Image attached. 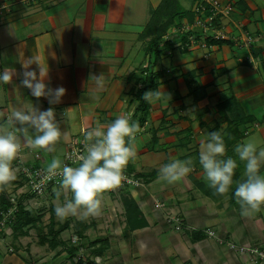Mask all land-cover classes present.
<instances>
[{
	"label": "crops",
	"instance_id": "1",
	"mask_svg": "<svg viewBox=\"0 0 264 264\" xmlns=\"http://www.w3.org/2000/svg\"><path fill=\"white\" fill-rule=\"evenodd\" d=\"M161 1L0 0V73L6 67L16 71L11 84L0 82V112L4 113L0 117V127H8V116L13 109L37 107L46 110L52 107L62 132L67 133V139L62 138L57 143L54 153L33 151L24 147L21 141L26 165L47 168L53 157L62 160L76 139H83L86 131L97 121L107 125L122 115L123 107L133 97L129 91L136 81L134 73H140V67L149 60L146 42L139 39L141 29L138 25L144 24L147 18L149 20L151 11ZM223 1L233 2L236 6L235 17L228 28L238 27L236 33L240 31V39L252 36V44L245 46L234 35L222 34L221 38H230L233 46L189 39L184 47L186 50L182 52L180 46H175L177 40L173 37L177 29L173 28L172 35L167 36L173 38V49H164L154 68L162 72V77L161 83L152 91L163 90L165 95L150 103L146 121L136 135V158L127 165L133 167L131 173L142 185H130L126 189L136 200L148 225L134 230L127 228L123 204L116 194L121 205L120 230L113 233L114 222L107 224L109 229L104 228L106 221L102 215L105 209L99 217H89L87 223L92 226L82 235L88 256L84 257L82 264H165V259L170 257H166L165 250H160L159 237L164 239L166 230L172 225L167 212L155 207L156 199L164 200L170 212L183 220V228L179 232L173 229L171 242L180 254L183 249H187L188 253L173 255L174 264H264V259L256 255V261L240 258L228 246L231 242L237 247H256L264 251V206L259 212L242 216L241 211L229 203V194L217 201L204 194L190 179L194 176L207 182L199 163L200 144L202 140L207 141L213 121L221 116L217 103L232 95L243 109V116L239 118L242 122L233 123L241 133L234 145L250 141L258 149L264 148V0ZM179 2L184 8L192 10L197 0H193L189 7L185 2L190 0ZM187 20L182 18L181 27ZM256 48L259 52L254 55L253 49ZM136 49L144 50L141 63ZM30 57H39L41 64L48 68L44 81L46 85L53 89L60 86L66 89L59 103L50 105L47 98L37 99L22 86L24 69L21 62ZM30 67L39 75L35 63ZM191 70L197 71L196 80L207 87V97L197 105L188 95L182 76ZM100 74L105 80L103 89H98L92 78ZM204 107L208 108V112L200 119L199 109ZM135 108L136 105H132L131 110ZM131 110L129 113L132 116L134 111ZM228 126V121H224L220 130L225 132ZM153 136L158 139L154 148ZM160 146L164 148L160 149ZM228 157L237 161V168L245 176V163L236 154ZM154 158L159 159L157 163L160 166L172 159L191 158L193 170L186 178L173 184L160 181L159 173L154 178L146 177L148 179L138 175L153 165L149 160ZM16 161H13L14 167ZM259 174L264 176V166ZM26 192L25 178L17 173L16 180L0 191V196L5 194L9 198L11 194H17L19 201L30 200L25 198ZM64 196H60V204ZM45 198L47 203L52 202L56 206L54 191L51 195L46 193ZM24 209L32 211L34 217L44 211L26 209L25 206ZM73 219L80 220L77 217ZM43 225L37 221L35 225L25 226L24 234H15L12 222H9L4 232L0 233V264H71L72 259L64 247L52 250L39 242L37 229L43 230ZM71 229L68 227L60 234V238L67 243L69 240L65 235ZM101 229L106 232H100ZM91 230L95 234L93 239L88 236ZM209 231H213L214 235H209ZM195 232H202L204 238L194 240L192 235ZM98 239L107 240V248L101 253L91 254V248L94 250L101 244L92 245Z\"/></svg>",
	"mask_w": 264,
	"mask_h": 264
},
{
	"label": "clouds",
	"instance_id": "2",
	"mask_svg": "<svg viewBox=\"0 0 264 264\" xmlns=\"http://www.w3.org/2000/svg\"><path fill=\"white\" fill-rule=\"evenodd\" d=\"M34 63L38 66L39 75L36 70H31L30 66ZM21 65L24 69L21 84L31 91L32 96L37 99L45 97L50 105L61 101L66 89L62 86L53 89L46 85L44 81L48 76V68L41 64L39 57H30L22 61ZM15 75L14 69L6 67L0 73V82L11 84ZM92 78L98 89L104 88L103 74ZM164 95L163 90H149L143 94V99L154 103ZM3 116L4 113L0 112V117ZM140 131L139 123L132 120L131 114L118 115L107 125L97 121L85 133V153L77 157L78 166H69L58 157H53L45 174L38 183L33 184V190L43 195L44 185L60 176L59 188H55L54 192L57 200L63 192L65 201L55 206L57 218L63 220L74 216L87 220L89 217H99L102 214L104 193L121 187L124 182L132 183L124 173L129 162L136 158L135 141ZM62 138L67 139V133L62 132L54 108L13 109L8 116V127H0V191L17 178L19 168L13 166V161L21 152V141L24 147L33 151L54 153ZM234 151L239 160L245 163L246 177L243 182H237L235 198L240 205L241 215L249 216L264 206V176L259 174L264 166V148L258 149L255 143L246 141L237 144ZM225 154L226 145L220 131L209 132L207 141H201L199 163L209 187L221 196L229 192L238 166L231 157L223 159ZM192 164L191 158L172 159L160 167L158 179L168 184L179 182L192 172ZM69 192L72 193V199L67 198Z\"/></svg>",
	"mask_w": 264,
	"mask_h": 264
},
{
	"label": "trees",
	"instance_id": "3",
	"mask_svg": "<svg viewBox=\"0 0 264 264\" xmlns=\"http://www.w3.org/2000/svg\"><path fill=\"white\" fill-rule=\"evenodd\" d=\"M182 18H187L189 22H193L194 13L192 10L184 8L179 0H162L160 4L151 11L150 18L143 30V32L140 33L139 38L140 39H146L148 38L147 46H146V52L149 54V60L148 63L141 67L140 69V75L137 76V79L135 81L138 88L135 90V98L137 101V106L134 110V113L132 114V120L137 121L140 125V127L143 125V123L146 121L147 114L150 110V103L144 101L143 94L146 91L154 90L156 89L157 85L161 83L160 79L162 77V72L155 71L154 68L156 66V63L158 59L160 58L162 51L164 49H173V38H166L163 40V37L167 35V32L169 29L176 27V29L181 28V20ZM175 36L177 39L180 40V42L185 43L184 45H179L182 48V52L186 50V42L189 40V35L192 34L191 31L188 32H175ZM208 44H214V45H230L233 46V41L227 38H214L211 36L206 37ZM184 48V49H183ZM254 55H257L259 50L258 48L253 49ZM248 63V62H245ZM264 67V65H263ZM134 77L136 78V75L134 73ZM184 81L186 83V86L188 88V95L192 97L193 104L197 105V103L205 99L207 97V87L205 85L200 84L197 80V71L191 70L184 74H182ZM134 84V85H135ZM133 88H131L130 92L133 93ZM217 110L221 113V116L218 119H215L213 121L214 126L211 128L212 131H220L224 137L225 145H226V152L229 151V149H232L234 144L240 139L241 133L234 128L233 123L239 124V118L242 117L243 109L240 104V102L237 100L235 96H230L227 99H224L217 103L216 105ZM197 109V106H196ZM208 112V108H200L198 117H201ZM242 115V116H240ZM224 121H228L229 126L226 127V130L224 132L220 130V124ZM239 121V122H238ZM163 122V121H162ZM202 124H205L204 122H201ZM152 144L153 148L155 145L158 144V139L156 136H153L152 138ZM164 147L160 146V149H163ZM226 156V155H225ZM227 159V156L225 157ZM168 163V161L165 162V164ZM133 167H129L126 169L127 173L133 172ZM159 173V169H153L150 172H146L143 174L145 178L150 177L154 178ZM144 178V179H145ZM149 178V179H150ZM148 179V178H146ZM145 179V180H146ZM190 179L193 181V183L202 190L204 194L207 196L212 197L215 200H221L223 197L229 194V203L234 206L237 210L241 211L240 205L236 202L235 198V189L237 187V182H243L246 177L241 174L238 168L235 169L234 177H233V184L229 190L228 193L225 195H217L215 194L214 189L209 187L208 182H205L203 180H198L194 178V176H190ZM126 190V191H125ZM121 190L120 193V199L123 204L124 208V216H125V222L126 227L130 230H134L137 228H141L148 225V222L144 218L136 200L133 198V196L130 194V192L125 189ZM64 194L61 192V197H63ZM0 210H7L8 207L11 205L8 198L5 197V194H1L0 196ZM15 215L11 218L9 222H12L14 233L15 234H24L23 228L27 226L28 224L35 225L37 221H39V218L41 216L34 217L32 211L25 210L21 205L19 209L14 213ZM1 218V215H0ZM50 221L44 227V229H37V234L39 237V242L42 245H47L48 249L55 250L58 247H64L68 254L69 258L73 259V257L78 253L80 246H75L72 243H67L66 241L62 240L60 238V234L64 229H67L68 227L73 224V226L76 227L75 232L76 235L79 236L81 239H83L82 235L84 234V231L87 230L89 227L92 226V224H88L87 220H77V219H67L64 220L63 223L56 226L58 223L55 220V209L51 208V215L49 217ZM72 221L75 222L71 223ZM8 222V224H9ZM205 236L202 232H195L194 235H192V238L194 240L202 239ZM97 243H101L96 249L93 250L91 248V254L92 253H101L103 250L107 248L108 241L103 239L95 240L92 245H95ZM84 245V243H83ZM79 263H82V260H79Z\"/></svg>",
	"mask_w": 264,
	"mask_h": 264
},
{
	"label": "built area",
	"instance_id": "4",
	"mask_svg": "<svg viewBox=\"0 0 264 264\" xmlns=\"http://www.w3.org/2000/svg\"><path fill=\"white\" fill-rule=\"evenodd\" d=\"M232 9L230 8V5H226L223 4V2H221V0H197L196 4L194 5L193 8V13L195 15V19L194 22L195 25L197 24H204V31L207 32L211 26L214 24L215 20H217V18H221L223 16L226 15V13H230ZM193 29L190 26H183L177 30H175V32H188V31H192ZM189 39H196L195 36L192 38V35H189L188 37ZM181 43V42H180ZM84 138L83 139H76V142L74 143L72 149L70 150V152L66 153L62 159V161L65 164H68L69 166L72 167H76L78 166V161H77V157L79 155H82L85 153L84 150ZM16 167L19 168V172L18 174H21L22 176H24L25 178V182L27 185V194L25 198H30V200L25 199L22 201L18 200V195L17 194H11L9 196V201L11 203V205L8 207L7 210H2L0 211V233L4 232V229L6 228V226L8 225V222L11 220V218L13 217V214L19 209L20 205L26 209H36V207L42 203H47L46 200V193H48L49 195H51V193L54 191L55 188L59 187L60 181H61V177L60 176H56L54 177L51 181H48L44 187H43V195L38 194L36 191L33 190V184L34 183H38L39 180L41 179V177L45 174V170L46 168L44 167H36V166H28L25 164L22 154L21 152L18 155L17 161H16ZM127 169V167H126ZM125 169V175L129 178L130 181H132V183H128V182H124L122 184L123 187L126 186H130V185H142V183L137 180L134 176V174H129L126 172ZM121 186V187H122ZM119 188L115 189V190H111L112 192H115L116 194ZM48 190V192H47ZM156 207L163 209L164 211H166L168 214V206H166V203H160L157 202L156 203ZM169 222L171 223V225L176 229V230H181V228H183V220L182 218H180V216L178 215H174V216H168ZM73 226V224H71V227ZM209 235H214L213 231H209L208 232ZM73 245L75 246H80L78 253L73 257V259L71 260V264H77L78 262H80L79 260H85V258L88 256H86V247L85 245H83V241L82 239L77 236V235H73L71 237V242ZM228 245L234 250L236 251V254H240V255H247L252 261H256L254 255L258 256L261 259H264V251L260 250L259 248L256 247H245V246H240L237 247L235 246V244H231L228 243ZM85 257V258H84ZM96 261L99 262V259L95 258Z\"/></svg>",
	"mask_w": 264,
	"mask_h": 264
},
{
	"label": "rangeland",
	"instance_id": "5",
	"mask_svg": "<svg viewBox=\"0 0 264 264\" xmlns=\"http://www.w3.org/2000/svg\"><path fill=\"white\" fill-rule=\"evenodd\" d=\"M192 1L193 0H190V2L189 3H187V2H185L186 3V7H189L190 5H191V3H192ZM221 2H223V4H226V5H230V8L232 9L231 11H230V13H226V15L225 16H223V17H221V18H217V20H215V22H214V24L211 26V28L207 31V32H205L204 31V24H197V25H195V23H193L194 22V19H195V15H194V18H193V22L191 23V22H189V20H187V22H185V25H184V27L185 26H190L193 30L191 31L192 32V38L195 36V38L196 39H199L200 41H202V40H204L206 43H207V39H206V37L207 36H211L212 37V35H218L219 37H221L222 36V34H225V35H234L235 37H237V38H239L240 37V31H238V34L236 33V31L238 30V27H236V26H234V28H232V27H230V28H228V26L230 25V24H232V20L234 19V17H235V11H236V6H235V4L233 3V2H225L224 3V1L223 0H221ZM194 8V7H193ZM193 8H192V10H193ZM147 21H148V18H147V20L144 22V24H139L138 25V29H141V32H143V30H144V28H145V26H146V24H147ZM223 22H224V25H223ZM143 23V22H142ZM141 25V26H140ZM174 28H176V27H174ZM228 28V29H227ZM240 28H241V32H243V28H242V26H240ZM223 29H224V31H223ZM228 31H227V30ZM170 31V32H169ZM169 31L167 32V35L165 36V37H163V40H165L166 38H167V36L168 35H172V33H173V28H171V29H169ZM140 32V33H141ZM140 35V34H139ZM221 35V36H220ZM169 38H172V37H169ZM174 39H176L177 40V42H180V40H178L177 39V37L176 36H174L173 37ZM140 39V38H139ZM195 39V40H196ZM227 39H230V38H227ZM140 40H143V41H145L146 43H145V46H147V42H148V38H146V39H140ZM240 42H243V43H245V46H249L250 44H252V42H253V37L252 36H247L246 35V39H238ZM176 42V43H177ZM175 43V46L176 47H179V45H184L185 43H179V44H176ZM208 44V43H207ZM144 50H140V49H136L135 50V53H136V56L138 57V58H140L139 60H140V63H141V61L142 60H144V55H145V53L143 52ZM137 57H136V61H137ZM141 68V67H140ZM140 74L138 73L136 76H139ZM136 79H137V77H136ZM135 82V81H134ZM136 88H138L136 85H134V88H133V93H132V95H133V97L131 98V101H129V102H127V106L125 105L124 107H123V112H122V114H130L129 112H130V110H131V108H132V105H133V107L136 105L137 106V101H136V98H135V89ZM129 93H131L130 91H129ZM136 101V102H135ZM136 103V104H135ZM134 111V110H133ZM132 110H131V112H133ZM84 133V132H83ZM84 140H85V136H84ZM235 147H236V145H234L233 147H232V149H230L229 151H227L226 152V156H231L232 155V153L233 154H236L235 153V151H234V149H235ZM22 154V153H21ZM237 155V154H236ZM226 156H224L223 157V159L226 157ZM238 156V155H237ZM159 159L158 158H154L153 160H149L150 162L149 163H152L153 165H151L150 167H148V169L147 170H145L144 171V173H146L147 171L148 172H150L151 170H153V169H160V163H157V161H158ZM165 164V163H164ZM127 168H128V166H127ZM59 188V187H58ZM127 188V186L126 187H120V189H118V191H117V193H118V196H120V193H121V190L123 191V190H125ZM126 191V190H125ZM47 192H48V190H47ZM107 197V198H105V199H103V201H102V210L103 209H105L106 211L103 213V215L102 216H104L105 217V221H106V224H105V229L106 228H108V226L109 225H107V224H112L113 222L116 224V226H114L115 224L113 223V226H112V228H113V233H117V232H119V230H120V227H119V225H118V222L120 221H122V215H121V212H120V200L118 199V196L116 195V193L115 192H112V191H108V192H106V193H104V195H103V197ZM65 197V196H64ZM67 198L68 199H72L73 197H72V193L71 192H69L68 194H67ZM111 199V200H110ZM157 201L155 202V207H156V203L157 202H160V203H166L164 200H160V199H156ZM63 202H62V204L64 203V201H65V198H63V200H62ZM55 202H57V203H59L60 204V201L59 200H57V201H55ZM112 202V203H111ZM50 206H51V208L53 209L55 206L54 205H52V202H48V203H42V204H40V205H38L37 207H36V209L37 210H44L43 212H41L40 213V215L39 214H37V216L39 215V216H41V218H39V222L43 225V227H46V225L49 223V221H50V219H49V217H50V215H51V208H50ZM54 206V207H53ZM166 206H167V204H166ZM108 208V209H107ZM156 208H158V207H156ZM161 209V208H160ZM168 212H169V214L167 213V215L168 216H174V215H176V214H174V213H171L170 212V209L168 208ZM73 217L74 216H69V217H67V218H70V219H73ZM67 218H65L66 220H67ZM74 218H76V217H74ZM65 219H63V220H61V219H58L57 218V216H56V213H55V220H56V222L58 223V224H61L60 222L61 221H64ZM92 219L90 218L89 219V221H91ZM166 220H168V219H166ZM71 223H74L75 224V222L74 221H72ZM167 224H168V222H167ZM70 228H72L71 229V231H67V235H65V238L66 239H68L70 242H71V237L73 236V235H75L76 234V232H75V229H76V227L75 226H70ZM109 229V228H108ZM173 229H174V231H176V232H179L180 230H176L173 226L171 227L170 226V228H168L167 230H166V233H167V235H166V237L164 236L163 238L164 239H162V236H160L159 237V241H160V243H159V246H160V244H161V247H160V250H165V255H166V257H170L169 259H165L166 261H165V264H174V261H173V259L172 258H174V257H172L173 255H175V254H180V250L179 249H177V248H175L174 246H173V242H171V239H172V237H171V235H174V231H173ZM35 231V230H34ZM33 231V232H34ZM100 232H106V230H104V229H101V231ZM89 234L90 235H88L89 236V238L90 239H93V238H95V234H94V231L93 230H91L90 232H89ZM37 236H38V234H36ZM64 235V234H63ZM154 236V238H156V236H155V234L153 235ZM184 239H185V237H183ZM228 243H231V242H228ZM232 244V243H231ZM229 246V245H228ZM83 248H86V247H83ZM231 248V247H230ZM43 249H44V247L43 248H40V251L42 252L43 251ZM86 253V256H87V254H88V252L86 251L85 252ZM188 253V250L187 249H183V251H182V253L180 254V255H182V254H187ZM238 257H240V258H243V259H248V260H250V261H252L247 255H240V254H236ZM96 260V259H95ZM85 263V262H84ZM83 263V264H84ZM72 264H74V263H72ZM77 264H79V262L77 263ZM82 264V263H81Z\"/></svg>",
	"mask_w": 264,
	"mask_h": 264
}]
</instances>
